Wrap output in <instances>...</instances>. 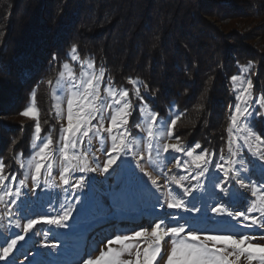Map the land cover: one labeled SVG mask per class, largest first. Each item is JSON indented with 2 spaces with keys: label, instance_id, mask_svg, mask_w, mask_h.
<instances>
[{
  "label": "snow or ice",
  "instance_id": "6c2138e0",
  "mask_svg": "<svg viewBox=\"0 0 264 264\" xmlns=\"http://www.w3.org/2000/svg\"><path fill=\"white\" fill-rule=\"evenodd\" d=\"M68 55L79 65V72L65 61L55 80L46 81L57 121L66 120L55 144L52 128L41 136L34 89L21 112L35 121L32 151L26 158L23 153L14 157L24 170L23 178L17 181L11 174L9 180L0 157V207L5 209L0 220L8 219V227L0 232V261L18 264L15 252L24 247L19 242L27 237L35 249L29 264H155L162 242L170 238L165 264H242V259L243 264H264V244L252 242L258 237L244 232L264 230V137L250 120L253 102L264 108V93L253 97V80L247 75L252 64L241 66V75L230 77L236 103L230 106L226 147L213 161L216 153L207 148L197 151L201 149L198 142L186 146L179 136L174 143L168 142L183 113H177L174 106L166 117L154 111L141 93V87L147 90L148 86L139 78H127L138 101L134 104L129 88L117 87L111 76L106 77L107 69L97 67L93 58H81L76 45ZM134 111L139 116L134 123L136 134L129 127ZM94 139L99 144L96 151L106 156L102 164L92 151ZM245 149L247 156L242 154ZM177 154L186 159L181 161ZM173 160L185 175H169L167 164ZM57 168L58 183L53 175ZM97 172L103 180H86L84 174ZM74 173L81 175L76 178ZM29 176L28 194L36 196V201L21 199ZM42 176L45 189H61L55 198L45 192L49 198L41 201L36 189L41 187ZM253 176L258 179L254 181ZM232 184L238 188L229 187ZM147 202L152 209H177L182 214L152 211L146 213L151 217L147 226L144 221L131 228L116 226V220L134 223L132 206ZM36 203L47 204V209L30 216ZM37 225L50 227L36 229ZM13 227L21 232H13ZM37 236L42 237L38 246ZM259 239H264V232ZM101 242L104 247L94 255Z\"/></svg>",
  "mask_w": 264,
  "mask_h": 264
},
{
  "label": "trees",
  "instance_id": "16d2710c",
  "mask_svg": "<svg viewBox=\"0 0 264 264\" xmlns=\"http://www.w3.org/2000/svg\"><path fill=\"white\" fill-rule=\"evenodd\" d=\"M206 1L209 0H0V68L6 69V76L0 73V83L5 80L0 85L6 90L7 99L11 91L19 93L18 99H26L36 88L37 103L46 112L48 119L43 122L48 128L56 119L51 89L46 81L55 80L61 67L59 62L76 45L80 54L90 55L107 67L106 75L111 76L114 83L129 86L128 77L139 78L147 84L149 93H154L155 108L167 111L168 105L176 106L183 113L176 133L185 141L201 142L212 152L219 151L223 147L220 143L226 140L229 101L228 92L223 95L221 87L231 89L230 77L241 66L251 63L249 72L256 71L255 90L264 93V53L257 50L253 54L244 49L240 54L236 50L240 41L231 44L222 32H218L212 42H206L208 29L196 27V22L204 21L202 15L211 14L204 8ZM217 1L220 7L230 10V14L239 9L248 10L246 15H250L256 13L255 6L262 4L249 6L246 3L242 8L236 4L237 0ZM20 10V18L14 19ZM230 54L232 63L229 65ZM168 70L176 80L167 78L171 75ZM190 75L195 78L187 81ZM202 76L204 84L197 86ZM183 80L190 84L189 94L182 93L177 86ZM197 87L201 90L198 99L194 97ZM177 90L187 98L175 96ZM7 99L5 91L0 92V103ZM217 105L221 108L219 111H216ZM2 110L0 114H7L5 120L11 114L20 113V110L10 113ZM214 112L221 115L220 121L214 120ZM24 122L17 125H26L23 142L28 144L32 139V128L29 129L32 122ZM27 134L30 139L25 142ZM9 142L6 139V149L10 148Z\"/></svg>",
  "mask_w": 264,
  "mask_h": 264
},
{
  "label": "rangeland",
  "instance_id": "374dc122",
  "mask_svg": "<svg viewBox=\"0 0 264 264\" xmlns=\"http://www.w3.org/2000/svg\"><path fill=\"white\" fill-rule=\"evenodd\" d=\"M259 2H262V4L258 8H256V6H255L254 9L256 10L255 11L256 13L252 12V14L246 15L248 10L242 12L239 9H235L234 12L230 14V10L228 11L226 7H220L218 5L219 3L217 0L206 1V5L204 3V8L206 10H208L209 12H211V14L202 15L201 18H203L204 21L201 23L196 22V27L201 28L204 31H205V29L209 30V32H208V30L205 31L206 33H209V36L205 37L206 42L207 41L212 42L214 40V38L216 36H218V32H222L223 34H225L226 40L229 43L233 44L234 42L238 43V41H240V43H238V45L236 46V48H238L236 50L240 51L239 52L240 54H242L244 52V51H242L244 49L253 52V54L256 53L255 51H257V50H258V52L264 53V0H237L236 4H238V5L240 4V5H242V8H244V7H246V3H248L250 6V5H255L256 3H259ZM198 3L201 4V1H198ZM100 8L101 7L96 8V11L99 12L101 10ZM20 14H21V10L18 13H16L14 19L20 18ZM225 15H227V18L224 17ZM5 17H7V15H5L4 18ZM237 20H238V22H237ZM81 35H84V34H81ZM243 44H244V46H243ZM44 45L46 46V44H44ZM245 45H247L248 47H246ZM183 47H186V46H183ZM233 50L235 51V49H233ZM69 52H70V50L67 51L66 57L62 60V62H59V63L62 65L65 61L69 62L70 64H72L73 69L78 73L80 70V67L78 64L71 61L70 56L68 55ZM78 54L81 56V58H84V57L93 58L90 55L84 56V55L80 54L79 51H78ZM229 56H230V60H229L228 64L230 65L232 63V56H231V54ZM96 64H97V67H99V66L105 67L104 65L99 64L97 62H96ZM105 68L107 69V67H105ZM0 69H2V68H0ZM60 70H61V67H60ZM5 71H6V69L5 70L2 69V70H0V73L3 72V75L6 76ZM185 71H187V70L185 69ZM168 72H171V75L167 76V78L172 79L174 77V80H176V77L172 75L173 72L169 71V70H168ZM255 72L256 71H253L252 74L249 72L247 75H250L252 80H254V78L256 77ZM190 74H191V72H190ZM185 75H186V73H185ZM234 75H241L240 69H238V71ZM186 76H188V74ZM203 76H204V74H203ZM203 76H202V78H200L197 86L204 84V81L202 80ZM106 77H107V75H106ZM192 78L193 79L195 78L194 75H192V76L190 75L189 79L187 81H189L190 79L193 80ZM211 80H213V76H212ZM155 81H156V84L159 83L157 80H155ZM215 82H214V85H215ZM3 83H5L4 79H2L0 84H3ZM29 85H28V87H29ZM115 85L117 87L121 86V85H118L116 83H115ZM189 85H188V83H186L183 80L182 83L179 81L177 86H180L182 93L186 92L187 94H189L190 90H191ZM223 85H224V83H223ZM231 86H232V83H231ZM124 87L129 88L130 98L133 100V103L134 104L138 103V101H136L135 97L132 95V92H131L132 86L129 85V86H124ZM182 87H183V89H182ZM255 88H256V85L254 86V81H253L252 92H253L254 98L258 97L260 94H262L261 92H256ZM159 89H161V88H159ZM221 89L224 93L223 95H227V92H228L229 101H228V104H227L228 106L226 109V112H227V118L226 119H228L230 111H231L230 106L234 107V105L236 103V101H235L236 93L233 92L232 87L230 89V87H225V85L223 87H221ZM3 90L6 93V99H7V92L0 85V92H3ZM35 90L37 93L36 88H35ZM196 90L197 91L194 92V97H197V99H198L200 97L201 90H199V87H197ZM10 93H11V94H9L10 96H8L9 98L7 100H4L3 103H0V110H2L3 108L6 109V108H10V107L13 108L14 107L13 110L11 109V110L5 111V109H4L2 111L6 112V113H8V112L10 113L11 111L14 112L15 110H20V113H18L16 115L11 114L6 118V120L4 118L7 114H3V113L0 114V153H1L0 157H2L3 160L5 159L4 160V163L6 165L5 173L9 174V180H10V175L15 174L17 176V181H18L19 179L23 178V171L24 170L21 169L17 163H15L14 157L18 153H23V156L26 158L29 156L32 149H31L30 143L27 144V143L23 142L25 139V135H26V133H25L26 125L24 124V127H23L22 123H19V125H17V124L20 121H25V122L31 121L32 124L29 126V129L32 128L31 132H34L35 121L21 115V112L25 109V107L30 102V94L31 93L29 94L28 97H26V99H25V97H23V99H18L17 97L19 96V93H17V95H16V91L14 93L11 91ZM20 93L22 94V91H20ZM141 93H142V95H144V99L148 102V104L152 107V109L154 111L158 112L161 116H164V117L167 116V114L169 113V110H170L169 105H168L167 111H165L164 109L159 110V109L154 107L155 106L154 96L149 95L148 89L145 90L143 87H141ZM160 94H161V96H163V90H160ZM23 96H24V93H23ZM175 96L181 97L183 100H185L187 98L186 95H182L180 92H178V90H177V94ZM36 103H37V97H36ZM12 105H14V106L12 107ZM37 106L39 108L38 103H37ZM65 109H66V104H65ZM220 109L221 108L219 107V105H217L216 111H219ZM174 110L177 113H181V111L176 106H174ZM251 111L253 113L251 118H250L251 124L254 127V130L258 134H260L262 137H264V108H261L259 105L255 104L253 102ZM210 114H213V108L210 110ZM54 117L56 119V123L50 125L47 128L46 123L43 122V119H48V117L46 116V112L42 111L40 109L41 125H42V127L47 128V129H43L42 132L48 133L50 128H52V137L55 134V139H53L54 144H55V141L58 139V136H59L61 123L66 124V120H61L58 122L55 113H54ZM210 117H211V115H210ZM213 118L215 121L218 122L221 120L222 117H221V115L216 114L214 112ZM138 120H139L138 113L136 111H134L133 115L129 118V127L132 129L133 134H136L139 131L138 129L134 128V123L138 122ZM178 122H177V125L175 126L173 137L168 140L169 143H174L175 137L179 136L176 133L177 126L180 124ZM226 122H227V126H228L229 120ZM52 126H54V128ZM227 126H226V129H227ZM14 129H17V130L15 131ZM196 129L197 128H195V130ZM42 132H41V136H44L47 134V133L42 134ZM27 133H30V132H27ZM12 136H16V137L12 138ZM32 136H33V133H32ZM179 137H180L181 141L186 146H192L195 143H197V142L189 143V142L185 141L184 138H182L181 136H179ZM225 138H226L225 142L220 143V146H223L222 148L226 147L227 131L225 134ZM6 139L8 141H10L9 142V144H10L9 149L5 148V144H7ZM29 139H30V136H29V134H27L25 142H27ZM198 143L201 144V149H199L197 151H201L204 148H206L201 142H198ZM97 148H99V144L94 139L92 151H96ZM29 150H30V152H29ZM208 150L210 152H212V149H208ZM215 152H217V154H216V158L213 157V161L219 159L220 150L215 151ZM242 154L247 156L248 155L247 149H245L244 153H242ZM177 155L180 156L181 161L186 159V157H184L182 154H177ZM96 157L98 158V160L101 164L106 159L104 152H100V151H96ZM214 158H215V160H214ZM118 163H119V161H118ZM113 167H115V165H113ZM167 169H171V172L169 173V175H185L186 174V172L183 169L175 167V161L174 160L171 162H168ZM167 169H165V171H167ZM110 171H111V169H110ZM53 175L56 177V180L58 183L59 182V169L58 168L54 169ZM73 175L76 178H78L79 175H81V173H74ZM84 175L86 176V180L89 178H92V177H94L97 181L104 179V176L100 175L98 172L97 173H87ZM219 175H220V178L222 179V174H219ZM252 179L254 181H256L258 179V177L253 176ZM160 182H161V184H163L164 176L160 177ZM6 183H9V181H6ZM193 183H194V181H193ZM12 186L15 187L16 184H13ZM31 187H32V181H31V178L29 176L27 188L23 189L25 196L22 197L21 199H30V201H36L37 200L36 196H30L28 194V189H30ZM172 187H175V186L173 185ZM229 187H237L238 188V186L234 185V184L229 185ZM241 191H243V190H241ZM36 192L38 195H40L41 201H46L49 197H48V195H44L45 192H50L52 197L55 198V194L58 192H61V189L60 188H54L51 190L45 189V187L43 186V176H42L41 177V187L37 188ZM245 195H247L250 199L252 198L250 195V192H246ZM62 196H63V194H61V198H62ZM46 209H47V204H44L43 207H41L39 203H36L33 205L32 209L30 210L29 215L31 216V215L41 213L42 211H44ZM236 210H243V208H238ZM4 211H5V209L3 207H0V213H2ZM13 211H16L15 207L13 208ZM152 211H155L157 214H161L163 212L172 213V214L177 215V216L182 214V210H177V209H167V208L152 209L150 207V202H147L144 204L132 206V210L130 211V215L136 217L134 223L129 221V220H116L115 224L118 228H125V227L131 228V227L140 225L141 222L144 221L145 226H147L146 222L148 219H151V217L146 215V213L152 212ZM141 213H145V215H141ZM208 215L215 216V214H212L210 212L208 213ZM15 218L16 217H13V219H15ZM217 219H220V218L218 217ZM23 223H24V220H21V224H23ZM7 227H8V219L5 218L4 220H0V232H4ZM49 227L50 226H48V225H37L36 229H47ZM105 227L108 228L109 231H111V227L109 225H105ZM221 227H228V225H222ZM11 230L13 232H17V233L21 232V229H16L14 227ZM96 231L98 232L99 229H97ZM244 232L251 234V235H256L258 237L256 240H254L252 242L264 244V239H259L260 232H264V230H260V232H253L250 229H244ZM40 239H42V237H40V236L35 237V241H36L37 246L39 245ZM100 239L102 241L103 238H100ZM19 244L23 245L24 247L21 248L19 251L15 252V258H16L18 264H29V261L31 260V257L35 251V249L31 246L32 241L28 240V238L26 237V241H21V242H19ZM103 247H104V244H103V242H101L98 245L97 251L94 252L93 254L94 255L98 254L99 248H103ZM170 249H171L170 238H165V241L162 242V252H161L160 256L158 257L157 261L155 262V264H165L167 256L170 252ZM25 255L28 256V260L25 259ZM124 258L129 259L130 257L125 256ZM0 264H4V262L0 261ZM242 264H243V259H242ZM254 264H255V262H254Z\"/></svg>",
  "mask_w": 264,
  "mask_h": 264
}]
</instances>
